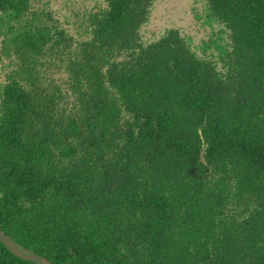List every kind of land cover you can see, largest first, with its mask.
<instances>
[{
  "label": "trees",
  "instance_id": "obj_1",
  "mask_svg": "<svg viewBox=\"0 0 264 264\" xmlns=\"http://www.w3.org/2000/svg\"><path fill=\"white\" fill-rule=\"evenodd\" d=\"M152 1L106 0L77 39L0 0V227L57 264H264V0H203L216 60L144 42Z\"/></svg>",
  "mask_w": 264,
  "mask_h": 264
},
{
  "label": "rangeland",
  "instance_id": "obj_2",
  "mask_svg": "<svg viewBox=\"0 0 264 264\" xmlns=\"http://www.w3.org/2000/svg\"><path fill=\"white\" fill-rule=\"evenodd\" d=\"M35 3H45L44 6L51 11L59 24L79 39L85 33L89 12L104 6L106 0H37ZM209 20L203 0H153L148 20L139 32L144 42H151L165 30L177 28L181 34L189 37L198 55L216 60L221 47L225 48L227 44V37L223 31L220 32L217 24ZM60 73L56 72L55 78H59Z\"/></svg>",
  "mask_w": 264,
  "mask_h": 264
},
{
  "label": "water",
  "instance_id": "obj_3",
  "mask_svg": "<svg viewBox=\"0 0 264 264\" xmlns=\"http://www.w3.org/2000/svg\"><path fill=\"white\" fill-rule=\"evenodd\" d=\"M0 243L7 248L10 253L17 256L22 260H26L32 262L34 264H57L52 262L48 258L43 255L36 253L34 250L27 248L17 242L12 236L5 233L3 229L0 227Z\"/></svg>",
  "mask_w": 264,
  "mask_h": 264
}]
</instances>
